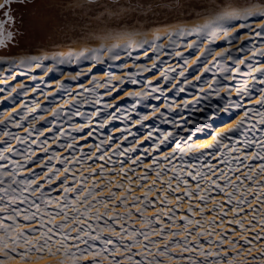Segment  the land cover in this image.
Instances as JSON below:
<instances>
[{
    "label": "bare ground",
    "instance_id": "1",
    "mask_svg": "<svg viewBox=\"0 0 264 264\" xmlns=\"http://www.w3.org/2000/svg\"><path fill=\"white\" fill-rule=\"evenodd\" d=\"M259 12L0 55V171L18 182L16 202L0 201V264H264V160L245 146L264 142ZM71 229H84L80 240Z\"/></svg>",
    "mask_w": 264,
    "mask_h": 264
},
{
    "label": "rangeland",
    "instance_id": "2",
    "mask_svg": "<svg viewBox=\"0 0 264 264\" xmlns=\"http://www.w3.org/2000/svg\"><path fill=\"white\" fill-rule=\"evenodd\" d=\"M259 7L264 0H35L18 5V22L6 24L13 36L1 44L0 55L78 51L118 37Z\"/></svg>",
    "mask_w": 264,
    "mask_h": 264
},
{
    "label": "snow or ice",
    "instance_id": "3",
    "mask_svg": "<svg viewBox=\"0 0 264 264\" xmlns=\"http://www.w3.org/2000/svg\"><path fill=\"white\" fill-rule=\"evenodd\" d=\"M0 7H4V5H0ZM236 14H225L223 16H220L218 17L219 20H227V19H231L235 16ZM246 16L247 15H252L251 13H248V14H245ZM256 15L260 16V17H264V12H259V13H256ZM261 103H264V100L261 101ZM258 117H259V120H258V123L260 125H264V112H259L256 114ZM249 116V113L248 111H245L244 113V117L247 118ZM245 119H241L240 121H237V123L234 125L233 128H230L229 131H236V130H239V129H242L245 125ZM252 127L254 128L255 125H252ZM7 135V133H6ZM224 135V134H217V136L215 137V140H216V143L219 144L220 143V137ZM253 143H257V147L260 149L259 152H254L253 153V158L254 159H261V160H264V155H261V153H264V142H255V141H245V146L246 147H251ZM190 151L192 149H189ZM9 151H11V149H9ZM103 157H101L102 159ZM245 159H247V156L244 157ZM6 159V157L3 155V153H0V160H4ZM250 167V166H249ZM3 168V165H0V169ZM65 171H67V169H65ZM261 171L264 172V164L261 165ZM199 174V173H198ZM189 175L192 176V179L195 180L196 179V176L195 175H192L191 173H189ZM7 176L10 178V182L8 183L7 187H3V186H0V201H5L6 199L9 200L11 203H15L16 202V196L14 195L16 193V189L12 187L13 184H16L18 183L15 178H14V175L12 173H8V172H4V171H0V185H3L5 183L4 181V177ZM221 178H223V174H221ZM248 179H251V176L248 177ZM22 183V182H21ZM186 183V182H185ZM213 184H215V186L217 188H220L221 192H223V188H221V186L216 183V181H212ZM30 186V185H29ZM170 187V185H169ZM235 187V186H234ZM37 189L33 188L32 191H33V194L36 192ZM65 192H68V191H71L70 188H65L64 189ZM187 195L191 196L192 193L188 192L186 193ZM43 195V194H42ZM230 199L228 200V203L230 204L232 202V199L231 197L233 196L232 193H229L228 194ZM201 200H204L205 197L201 196L200 197ZM47 203H51V201H46ZM241 203H243V201H241ZM6 207H3V208H0V212H3L6 210ZM64 207H61L60 211L56 213V215H63L64 216V222L60 223L59 225H54L55 228H57L63 235V241H66L69 239V235L64 233V229L66 228L67 226V223L69 221V218L67 216V213L64 211ZM36 209H37V212L40 211L39 209V205H36ZM189 211H191V208L189 209ZM13 212L15 213L16 216L20 215V212L16 209H13ZM129 215H131L129 213ZM226 215V213H225ZM12 219H14V217H10ZM24 220L25 221H31L35 218V213L31 214V215H28V214H25L24 215ZM97 218L99 219V216H97ZM73 219H76L75 217ZM183 219H187V217H184ZM49 223H51V221H49ZM188 223H192V221H188ZM42 226H43V223H42ZM241 227H243V225L241 224L240 225ZM0 227H4L3 225H0ZM10 227V226H9ZM89 228H91L92 226L91 225H88ZM109 228L111 229V226L109 225ZM5 232L7 233L9 231V228L5 227L4 228ZM15 230V229H13ZM71 230H75L77 231V236L76 237H73V239H76V240H80L81 239V233L84 232V229H71ZM162 231V230H161ZM49 232H52V228H49L47 230V232H43L41 233V236L44 238V243L43 244H40L39 241L37 242V246H35L34 250L37 251V252H41L43 250V248L45 246H47L48 244V241L51 239V237L48 235ZM20 236H24L23 233H20L19 234ZM133 236H135L136 234L133 233L132 234ZM141 235H144L145 239H147V234L145 233H141ZM93 239H99V237H92ZM62 241V246L67 249L68 245L67 244H64ZM0 242H4L3 241V238H0ZM14 242H18V238L16 240H14ZM211 242V241H210ZM223 238H221L220 240V243L223 244ZM24 243L25 244H30L31 242L27 239L26 236H24ZM84 243H87V241H84ZM104 243L106 244H112L113 241L112 240H105ZM139 241L138 240H135L134 243L132 245H125L126 248H130L132 246H135V244H138ZM6 244V242H5ZM33 250L32 248H29V251ZM83 251V250H82ZM73 256H75V253H72ZM207 255H218V253H207ZM129 259H131V257H129ZM136 264H141L140 261H137Z\"/></svg>",
    "mask_w": 264,
    "mask_h": 264
},
{
    "label": "flooded vegetation",
    "instance_id": "4",
    "mask_svg": "<svg viewBox=\"0 0 264 264\" xmlns=\"http://www.w3.org/2000/svg\"><path fill=\"white\" fill-rule=\"evenodd\" d=\"M32 1L35 0H0V5H4V7H0V47L1 44L9 41L13 36L6 28V24L8 22H18L17 18L20 15L19 10H17L18 5Z\"/></svg>",
    "mask_w": 264,
    "mask_h": 264
}]
</instances>
